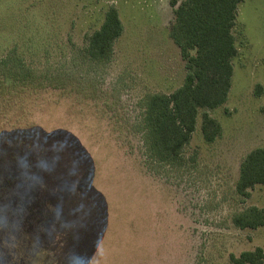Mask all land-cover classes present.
<instances>
[{
	"label": "rangeland",
	"instance_id": "obj_1",
	"mask_svg": "<svg viewBox=\"0 0 264 264\" xmlns=\"http://www.w3.org/2000/svg\"><path fill=\"white\" fill-rule=\"evenodd\" d=\"M183 1L0 0V60L16 47L33 71L0 102V264H230L264 250V227L233 224L264 209V185L236 191L244 158L264 148V0L238 7L228 101L200 110L177 163L148 153L146 100L187 75L171 36ZM111 7L124 32L93 60ZM205 115L222 127L213 143Z\"/></svg>",
	"mask_w": 264,
	"mask_h": 264
},
{
	"label": "trees",
	"instance_id": "obj_2",
	"mask_svg": "<svg viewBox=\"0 0 264 264\" xmlns=\"http://www.w3.org/2000/svg\"><path fill=\"white\" fill-rule=\"evenodd\" d=\"M243 1L185 0L176 8L171 36L186 62L187 75L183 85L172 94H155L145 103L143 131L148 153L159 162L180 161L196 132L200 110H215L228 101L233 61L238 55L233 32ZM123 32L120 14L111 7L103 27L89 38L87 55L93 60L110 58ZM32 72L16 47L0 60V102L24 92L22 86L32 80L29 81ZM263 92V86L258 85L256 95L259 97ZM261 112L264 113V108ZM202 132L206 142L213 143L221 136L222 127L205 115ZM240 171L236 191L247 200L256 186L264 185V148L251 151ZM233 224L239 229L264 227V209L249 207L233 218ZM230 261V264H264V250L257 248L232 255Z\"/></svg>",
	"mask_w": 264,
	"mask_h": 264
}]
</instances>
